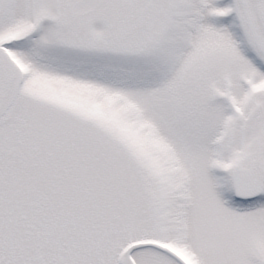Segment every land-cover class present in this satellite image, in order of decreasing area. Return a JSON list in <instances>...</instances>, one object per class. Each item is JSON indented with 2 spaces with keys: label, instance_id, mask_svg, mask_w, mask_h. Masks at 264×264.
Listing matches in <instances>:
<instances>
[{
  "label": "snow or ice",
  "instance_id": "snow-or-ice-1",
  "mask_svg": "<svg viewBox=\"0 0 264 264\" xmlns=\"http://www.w3.org/2000/svg\"><path fill=\"white\" fill-rule=\"evenodd\" d=\"M0 264H264V0H0Z\"/></svg>",
  "mask_w": 264,
  "mask_h": 264
}]
</instances>
